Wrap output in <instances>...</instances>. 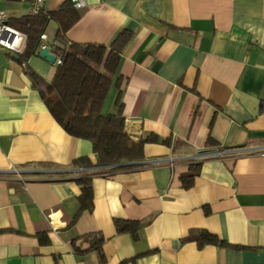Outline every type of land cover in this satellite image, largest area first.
Returning a JSON list of instances; mask_svg holds the SVG:
<instances>
[{
  "label": "crops",
  "instance_id": "crops-1",
  "mask_svg": "<svg viewBox=\"0 0 264 264\" xmlns=\"http://www.w3.org/2000/svg\"><path fill=\"white\" fill-rule=\"evenodd\" d=\"M76 10L68 43L131 33L101 114L116 113L120 92L143 159L111 172L70 166L95 164L92 144L64 131L29 75L50 82L58 66L0 46V264H264V0H85ZM0 11L30 15L29 0H0ZM57 29L49 19L47 43L60 45ZM91 172L92 208L73 221L76 179ZM114 219L137 221V236L117 233ZM203 232L222 244L199 245ZM95 234L101 255L89 248Z\"/></svg>",
  "mask_w": 264,
  "mask_h": 264
},
{
  "label": "trees",
  "instance_id": "trees-1",
  "mask_svg": "<svg viewBox=\"0 0 264 264\" xmlns=\"http://www.w3.org/2000/svg\"><path fill=\"white\" fill-rule=\"evenodd\" d=\"M54 18L58 22L55 35L60 45L63 64L50 82L34 72H29L33 84L38 88L48 111L64 131L76 138L91 142L96 162L92 164L88 157H78L70 162L72 167L102 166V170L111 172L139 165L143 159L144 141H132L124 131V118L121 115L120 92L116 94L114 105L116 113L101 114V107L116 72L121 52L131 37V33L122 30L108 46L95 44H75L65 40V33L78 20L79 14L70 0L52 12L26 15L9 19L8 25L26 36V43L19 61H27L38 51L39 35L47 21ZM55 51V52H56ZM146 140L155 141V137ZM209 143L213 142L209 140ZM132 162V163H129ZM199 164L189 166L186 173L180 176L182 186L188 188L199 171ZM94 173L82 174L76 182L80 187V208L73 218L92 208L91 177ZM117 233H131L137 236L140 224L133 220L114 219ZM198 244H222L216 237L203 232ZM103 237L95 234L90 249L101 255ZM121 264H127L126 261Z\"/></svg>",
  "mask_w": 264,
  "mask_h": 264
},
{
  "label": "built area",
  "instance_id": "built-area-1",
  "mask_svg": "<svg viewBox=\"0 0 264 264\" xmlns=\"http://www.w3.org/2000/svg\"><path fill=\"white\" fill-rule=\"evenodd\" d=\"M70 1L72 2L74 8H79V7H82L85 5V0H70ZM44 2H45V0H29V14L30 15H37L40 13L45 14L46 12L43 10ZM7 21H8V19L6 17V14L3 11H0V28L7 29L8 31H10L13 34L22 35L24 37V43H23V46L20 50L24 49L25 43H26V36L23 33L11 28L8 25ZM0 46L4 47L10 51H13V52L20 51V50L13 49V47L8 46L7 44L2 42L1 40H0ZM46 46L49 48V51L55 56L54 63L57 66L62 65L63 61H62V54H61L60 50L56 51V47H57L56 45L47 43L45 41V35L43 33H41L39 35L38 50H41ZM260 153L264 154V149H261ZM206 155H208V153H201V156H206ZM172 162H173L172 159H169V164H172Z\"/></svg>",
  "mask_w": 264,
  "mask_h": 264
},
{
  "label": "bare ground",
  "instance_id": "bare-ground-1",
  "mask_svg": "<svg viewBox=\"0 0 264 264\" xmlns=\"http://www.w3.org/2000/svg\"><path fill=\"white\" fill-rule=\"evenodd\" d=\"M0 40L15 50H20L24 43V37L22 35L13 34L3 28H0Z\"/></svg>",
  "mask_w": 264,
  "mask_h": 264
},
{
  "label": "water",
  "instance_id": "water-1",
  "mask_svg": "<svg viewBox=\"0 0 264 264\" xmlns=\"http://www.w3.org/2000/svg\"><path fill=\"white\" fill-rule=\"evenodd\" d=\"M38 56L49 63H54L55 61V56L49 51L47 46L39 50Z\"/></svg>",
  "mask_w": 264,
  "mask_h": 264
}]
</instances>
